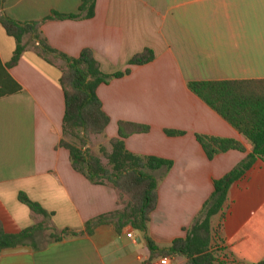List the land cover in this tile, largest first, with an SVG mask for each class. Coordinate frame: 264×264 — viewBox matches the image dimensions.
<instances>
[{
    "label": "crops",
    "instance_id": "obj_1",
    "mask_svg": "<svg viewBox=\"0 0 264 264\" xmlns=\"http://www.w3.org/2000/svg\"><path fill=\"white\" fill-rule=\"evenodd\" d=\"M79 6L80 0H4L0 16L20 23L43 21L53 12L78 14ZM40 34L71 58L91 50L105 75L129 70L96 90L110 119L100 137L108 147L118 137L119 122L148 126L147 134L124 140L126 150L171 163L150 172L158 182V203L146 234L160 250L167 249L186 236L211 197L214 181L252 152L250 143L187 85L264 80V0H96L92 18L45 20ZM146 49L154 60L130 66ZM14 50V40L0 25V223L8 235L39 224L44 229L21 245L30 252H0V264H147L146 241L130 226L120 233L100 226L91 236L49 242L51 233L82 232L88 222L122 205L115 189L91 184L73 170L69 152L58 147L65 111L59 83L63 64H48L29 45L9 67ZM165 130L183 135L170 137ZM196 135L233 139L245 151L208 160ZM20 193L50 216L33 213L20 203ZM223 212L211 219L217 263L263 260L264 160L257 159L230 186ZM167 258L168 264L186 262Z\"/></svg>",
    "mask_w": 264,
    "mask_h": 264
},
{
    "label": "trees",
    "instance_id": "obj_2",
    "mask_svg": "<svg viewBox=\"0 0 264 264\" xmlns=\"http://www.w3.org/2000/svg\"><path fill=\"white\" fill-rule=\"evenodd\" d=\"M4 0H0V6ZM96 0H80L78 14H59L53 12L45 20L90 19L94 16ZM17 22L7 16H0V25L15 42V50L9 67L15 66L29 45L38 57L50 65L61 62L60 86L64 93L65 111L62 121V139L58 147L69 152L74 171L84 176L93 185H110L118 194V204L122 208L108 215L100 216L85 225L84 231L63 230L51 233L49 242L78 237L84 233L91 236L100 226H113L117 233L130 226L143 235L150 252L149 262L157 258L181 257L185 264H218L212 250L211 219L220 214L224 216L227 194L230 186L239 180L257 159L264 160V80L189 82L188 89L210 109L218 114L252 146V152L232 171L213 183V193L202 206L198 218L186 230L184 238L175 239L170 247L160 250L146 236L150 217L158 203V182L150 172L170 168L169 161L133 155L126 150L124 140L139 134H147L149 127L130 123H118V137L109 141V151L99 147V153L107 161L105 167L98 156L85 149L90 136H102L110 122L104 113L96 94L97 88L129 74L125 72L105 75L93 52L84 49L78 58H71L51 48L40 34L41 24L45 21ZM27 40V41H26ZM154 60L151 50L135 55L130 66H143ZM20 90V88H19ZM170 137L182 136V132L165 130ZM208 160L228 151L244 152L237 141L196 135ZM68 139H72L69 141ZM20 203L33 213L50 216L38 204L31 202L24 194L18 196ZM44 229L43 224L31 227L17 235H8L0 223V252L5 249L24 245L37 231ZM256 264H264V259Z\"/></svg>",
    "mask_w": 264,
    "mask_h": 264
},
{
    "label": "rangeland",
    "instance_id": "obj_3",
    "mask_svg": "<svg viewBox=\"0 0 264 264\" xmlns=\"http://www.w3.org/2000/svg\"><path fill=\"white\" fill-rule=\"evenodd\" d=\"M69 141H72V139H68ZM102 143H105L104 138L100 136H90L88 143H87V149L90 150V153L94 156H98L101 159L102 164L105 167L107 166V161L104 159V157L99 153V147L103 146ZM107 150H109L110 146L108 143V147L104 146ZM45 242H41L40 244L43 245ZM35 247V246H34Z\"/></svg>",
    "mask_w": 264,
    "mask_h": 264
},
{
    "label": "water",
    "instance_id": "obj_4",
    "mask_svg": "<svg viewBox=\"0 0 264 264\" xmlns=\"http://www.w3.org/2000/svg\"><path fill=\"white\" fill-rule=\"evenodd\" d=\"M85 149H87V147H85ZM138 241H140V240H138ZM27 252H30L29 247L19 246V247H15V248H9V249L2 250L1 255H3V256L16 255V254H23V253H27Z\"/></svg>",
    "mask_w": 264,
    "mask_h": 264
},
{
    "label": "built area",
    "instance_id": "obj_5",
    "mask_svg": "<svg viewBox=\"0 0 264 264\" xmlns=\"http://www.w3.org/2000/svg\"><path fill=\"white\" fill-rule=\"evenodd\" d=\"M127 237L128 238H132V235L131 234H127ZM169 262V258H163L161 261H160V264H168Z\"/></svg>",
    "mask_w": 264,
    "mask_h": 264
}]
</instances>
